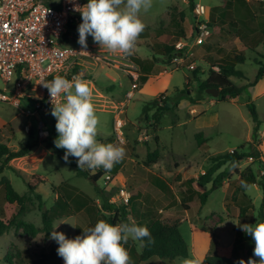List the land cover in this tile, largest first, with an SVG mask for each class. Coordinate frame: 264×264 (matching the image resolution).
<instances>
[{
    "label": "rangeland",
    "instance_id": "rangeland-1",
    "mask_svg": "<svg viewBox=\"0 0 264 264\" xmlns=\"http://www.w3.org/2000/svg\"><path fill=\"white\" fill-rule=\"evenodd\" d=\"M249 3H256V8L264 14V9L259 8V3L264 6V2L250 0ZM194 4L195 7L192 10L190 0H153L152 9L141 16L146 28L141 35L143 38H140V42L138 40L137 51L141 57L148 59L150 65H158L155 74L164 70L172 74L168 87L169 92L166 93L168 97L175 98L176 93L173 91L183 89L190 78L188 89L193 99L196 101L198 98L214 99L216 104H203L206 113L200 121H196L190 120V109L186 108V105L180 110H172L170 101L162 103L160 106L166 109V114L161 120L157 132L159 138L156 141L151 130V118L156 112V107L152 106L149 115H144L143 110L148 98L143 97L139 94V90H136L134 99L126 107L128 125L124 127L125 144L121 145L114 141V144L126 149L122 165L128 159H134V162L121 166L123 175L113 176L114 180L108 184L105 183L104 177L100 178L97 184L87 178H78L75 167L60 159L47 148L46 139L34 136L33 140L38 141L39 146L32 154L34 157L27 160L11 161L12 169L7 168L3 174L10 179L13 188L19 194L29 193V184H32L37 187L35 192L41 194L45 208L51 209L55 205L57 196L54 187L69 181L71 185H75L80 192L91 199L100 200L101 207L105 200L111 202L113 199L118 202L115 203L118 204L116 206H120L119 190L125 188L131 194L130 206L141 214L149 212V214L160 216L161 212L173 206L175 212L183 217L181 232L188 245L194 246L195 257L201 258L202 255L208 253L215 242L219 254L231 255L237 232L243 231L233 223L239 222V219L229 216L226 206L233 204L231 199L239 186L236 180L247 169L254 173L256 183L246 189L248 196L246 199L240 196L241 193L237 191L238 200L249 209L244 222L240 224H255L256 219L260 220L259 212L263 200L260 182L264 171V140L260 139L259 133L257 139H253V121L247 104L251 101L255 103L259 118L263 121L261 128L264 129V79L256 87L247 89L232 102H223L220 100V96L213 98L207 92L200 93L198 78L205 79L210 69L209 65L204 62L208 56L202 58L203 51L207 48V44L212 42L214 46L217 44L223 46L222 52L219 53L216 50H210L213 53L212 56L221 55L229 58L232 53L228 51L235 44L237 26L231 23V20H235L234 7L228 1L225 7H220L223 0H194ZM215 7L222 8L218 10L219 12L224 10V17L227 19L225 30L221 31L220 35H215L212 27H208L211 31L210 36L205 38L203 44H197L195 28L198 22L209 21L208 13L214 12ZM166 13L170 14V19L167 22L163 20ZM213 15L216 16L217 11ZM165 24L168 26L165 27ZM161 27L162 31L159 34L156 30ZM78 39L79 37H74L69 45L81 47ZM246 43L249 47L245 54L246 61L236 65V68L241 70L245 77L232 78V81L239 86L253 82L259 69L258 62L264 64V36L257 33L252 43ZM185 44L187 45L185 46ZM87 45L86 49H90L97 56L86 58L82 69V78L90 82L93 102L101 122L98 140L105 143V140L114 134L115 118L113 110L106 107V101L115 98L118 103L126 102L125 95L131 86L127 70L134 69L131 67L129 57L112 54L101 49L91 36L87 38ZM158 45L176 48V56L169 64L164 63L168 57L160 55L157 48V53L152 51V47ZM179 45L185 47L179 49ZM191 62L195 64V69L187 67ZM194 71H197V78H193ZM15 89L16 77L11 82H6L0 77V91L11 96ZM121 118L125 119L124 115H121ZM33 124V119L26 116L21 108L0 102V142L7 143L14 150L23 147L29 141L26 126ZM200 132L208 139L202 146H199L196 140V135ZM144 134L151 135V138L144 140ZM231 149L245 153H255L256 150L263 157L258 160L245 158L235 164L226 163L223 165L217 174L228 169L227 178L223 181L222 187L208 197L206 205L201 206L199 197L194 199L196 193L205 192L212 185L202 186L198 182L188 184L186 180L197 179L202 175V171L206 172L211 167L213 157L227 154ZM43 150L47 151L46 155H42ZM155 150L160 154L158 162L154 167L145 165L148 153ZM22 166L27 168L28 172L19 169ZM15 169L23 172V175H19ZM34 201L35 206L27 215L26 220L41 227L42 216L35 195ZM184 206H190V210L185 211ZM95 208L97 214L102 218L105 212H102V209L97 205ZM66 220V223L62 225L60 222H56L55 226L60 225L55 231L63 232L67 238L71 239L75 234L77 219L71 216ZM52 245L57 246L55 249L59 247L54 239L45 242L43 234L34 239L26 236L20 229H12L0 236V264H15L16 254H19L20 258L28 264H38L44 259V254L50 252ZM239 256L240 260H249L246 246L240 250ZM151 260L146 264L162 261L159 258Z\"/></svg>",
    "mask_w": 264,
    "mask_h": 264
},
{
    "label": "trees",
    "instance_id": "trees-1",
    "mask_svg": "<svg viewBox=\"0 0 264 264\" xmlns=\"http://www.w3.org/2000/svg\"><path fill=\"white\" fill-rule=\"evenodd\" d=\"M49 1V4H52L54 0ZM227 1L234 7L236 2H242L245 0H225V5ZM190 5L192 7V10H194V0H190ZM169 19L170 14L166 13L163 16V20L167 22ZM226 20L227 19L225 18L221 25L223 29L227 24ZM231 21L229 20V23H236L235 20ZM81 23L82 18H80V22L78 24L72 23L70 25V33H73L75 38L79 37L78 27ZM200 23H206L210 28L212 26L217 25L214 17L212 21H200ZM167 26L168 25H166L165 27ZM196 30L197 26L195 28V35ZM156 31L160 34L162 31V27L158 28ZM262 33L264 36V30H262ZM140 38L143 37L141 36ZM160 47L161 46L159 45L157 47H152V51L157 53V48L158 53L160 55L168 57V60L164 63L169 64L176 56V48L174 46L168 45H163L161 48ZM248 48V45L242 43L230 51L232 55H230L229 58L226 57L222 60L213 62L212 65H210L207 77L205 79L200 77L198 78V81L200 82V93L202 94L203 92H206L207 89H219L220 100L223 102H232V100L242 95L243 92H245L248 88L256 86L259 81L264 78V64H261L260 62H258V64L260 65L257 75L253 82L249 83L248 85L239 86L232 81L233 77H245V74L241 70L237 69L236 65L243 64L246 61L245 54ZM129 59L131 60V62L141 68V82L145 83L148 78V75L153 71L155 65H150L148 59L140 58L137 55L136 51L134 55L129 56ZM193 77L197 78V71H194ZM188 85L189 82L186 83L183 89H175L173 91L174 93H176L175 98L167 97L165 100H162L161 96H158L150 102H146V105L143 110L144 115H149L152 106L156 107V112L151 118V130L153 134H155L159 130L161 120L166 114V109L161 108L160 106L162 103L170 101L172 105V110H176L182 100H188L192 103H195L196 100L191 97L192 94L188 89ZM247 107L249 109L251 119L253 121V139L256 140L262 122L259 118V113L257 111L255 103L251 101L247 104ZM55 124L56 122H53L49 136L45 140V143L48 149L52 150L60 159L65 161L63 159L65 150L56 148L54 144V141L58 136V133L55 129ZM34 136L38 138L36 135L35 128L32 127L29 132V141L26 145L17 150L10 148L7 143L0 142V236H3L12 229H20L25 235L33 238L37 237L40 234H43L44 240L47 241L51 238V232L54 229V221L56 219L76 214L78 211L83 209H86L89 212H93V209L90 210L91 205L89 204L91 202H94V200L88 197L87 195L83 194L82 192L79 194V190L73 185H71L68 181L62 183L58 187H54V192L57 193L58 198L55 200V205L51 207V209H47L45 208V204L42 200L41 194L35 192L37 188L36 186L29 184L30 192L23 195L19 194L13 188L11 181L6 176H3L4 171L7 168H11V161L31 154L34 149L38 147V141L33 140ZM155 139L156 141H158L157 136H155ZM112 140L113 138L106 139L105 143L111 142ZM196 140L199 146H202L206 142L203 133H198L196 135ZM250 157L254 159H259V152H256V150L255 153H245L236 151L233 154L228 152L227 154L213 157L211 159V167L204 174L200 175L197 179L190 178L186 180L188 184L198 182L202 186H206L208 184L212 185L209 190L202 193H196L194 199L198 196L201 206L206 205L208 197L218 188L222 187L223 181L228 176V169H225L224 171L217 174L221 167L226 163H229L231 165L241 162L245 158L248 159ZM159 158L160 154L157 150L150 152L148 153L147 159L145 160V165L152 166L158 162ZM66 163L76 168L78 178H87L95 183H97L99 179L107 173H110L112 176L117 175L122 166V163L120 162L116 164L111 171H105L103 168L96 169L95 171L80 170L77 166L76 158L71 156H69L68 161ZM176 166L178 167L177 164ZM15 172H17L19 175H23L17 169H15ZM236 181L239 184V186L237 187V191L241 193L240 196L246 199L248 197L246 189L256 183V177L254 173L252 172V170L247 169L245 172L239 175ZM260 185L263 191V200L259 212V218L260 220L264 221V176L262 177ZM67 189L71 190V196L76 195L73 199L69 196V191ZM237 191H235V194L232 196L231 199L233 204H228L226 206V210L229 216L237 218L239 219L240 223H243L246 215L249 212V209L248 206L244 205L238 200ZM34 195L35 198L38 200V209L41 212L42 216L41 227H38L35 224H32L26 220V216L32 211L35 206ZM116 205L118 204L111 203L109 202V200H105L101 207L102 212L104 211L105 213L103 214V217L101 219L112 224L127 222L129 219L134 220L138 226H146L155 241L154 244H150L147 247H144L140 253L136 250L134 246L135 242L131 239L128 241L125 246L127 249H130V255L133 264H140L148 259L156 257L166 261H174L179 258H189L191 254L190 247L181 232L183 217L175 212L173 206L167 208L159 214L160 216H158L155 214H149V212L141 214L138 210H135L132 206H130V202L128 205ZM184 207L185 211L190 210V206ZM66 208L68 209V211ZM94 209L96 212V208ZM82 233L83 230L79 228L77 230V236L81 235ZM131 244L132 246L130 247ZM216 246L217 243H213L211 249L208 251L203 260V264H239V252L241 249H243L244 246L247 247L248 259H254V241L252 240L251 236L245 235L241 231L237 232V237L233 245L231 256L219 254L217 252ZM15 259V264H28L22 258H20L19 254H16ZM41 261H53L56 264H64L62 257L57 254V249L55 248H52L48 254H44V259H42ZM8 262L10 263V261Z\"/></svg>",
    "mask_w": 264,
    "mask_h": 264
},
{
    "label": "clouds",
    "instance_id": "clouds-1",
    "mask_svg": "<svg viewBox=\"0 0 264 264\" xmlns=\"http://www.w3.org/2000/svg\"><path fill=\"white\" fill-rule=\"evenodd\" d=\"M152 7L153 0H88L83 7L75 9L82 17L78 27V43L82 49H86L87 38L91 36L101 49L124 57L132 56L146 28L141 16ZM40 85L49 92L51 115L56 119L55 129L58 133L54 144L56 148L65 150L63 159L66 162L71 156L76 158L80 170L103 168L111 171L123 161L126 155L123 146L98 140L101 122L89 81L79 75L71 79L56 75L51 81H42ZM233 223L251 236L255 244L253 255L258 258L240 260L239 264H264V221L256 219L255 224L243 225ZM59 225L51 232V239L58 243L57 254L64 264H133L125 246L130 239L138 243L139 249L155 243L149 229L138 226L131 219L117 224L99 220L93 227L71 239L63 232L55 231ZM179 264L203 262L198 257H192L181 259Z\"/></svg>",
    "mask_w": 264,
    "mask_h": 264
},
{
    "label": "built area",
    "instance_id": "built-area-1",
    "mask_svg": "<svg viewBox=\"0 0 264 264\" xmlns=\"http://www.w3.org/2000/svg\"><path fill=\"white\" fill-rule=\"evenodd\" d=\"M87 3L88 0H54L52 4L48 0H0V77L6 82L16 77L14 94L9 96L0 91V102L21 108L26 116L33 119L34 124L26 126L28 134L34 127L37 137L47 139L53 122H56L51 115L49 92L40 83L51 81L56 75L68 79L79 75L82 78L86 58L97 56L90 49L69 45L74 38V34L70 33V25L78 24L82 18L75 9ZM210 34L207 24L199 22L196 43L203 44ZM185 46L179 45L178 48L183 49ZM131 67L134 70H127L131 88L125 95L126 102L121 105V115L125 114L128 103L139 90V71L132 64ZM188 67L195 69L194 64ZM160 96L162 100L168 97L166 93ZM125 125L126 121L121 117L115 120L114 139L121 145L125 144ZM149 138L151 135H143L144 140ZM236 151L231 149L229 153ZM262 174L264 176V171ZM103 177L106 184L114 180L110 173ZM119 194L120 205H128L130 192L120 188ZM111 203L118 202L113 199Z\"/></svg>",
    "mask_w": 264,
    "mask_h": 264
},
{
    "label": "crops",
    "instance_id": "crops-1",
    "mask_svg": "<svg viewBox=\"0 0 264 264\" xmlns=\"http://www.w3.org/2000/svg\"><path fill=\"white\" fill-rule=\"evenodd\" d=\"M249 1L250 0H245V1H242V2H236L237 4H235V6L233 8L234 9L233 10L234 11V15H235V21H236V23H235L234 26H237V33L235 35V44H234V46L232 48H230V50L228 52H230L233 48H235L236 46H238V45H240L242 43H244L246 45H247L246 42L252 43L254 41L255 36H256L257 33H261L263 35L262 30H264V14H262L261 12H259V10L256 8V3L250 4ZM259 1L264 2V0H259ZM259 4H260L259 5L260 6L259 8L264 9V6L261 3H259ZM225 6H226L225 5V0H223V4L220 7H225ZM220 7H218V8L215 7L214 8V12L217 11V15L216 16L213 15L214 14L213 11L209 12L208 13V16H207V19L208 20H210V19L213 20V17H214L215 22L217 23V25L212 26V29H213L212 31H213V33L215 35L216 34L217 35H220L221 34V31H224V29L221 27V25H222V23H223V21L225 19V17H224V10L223 11L221 10L219 12L218 10L222 9ZM212 20H210V21H212ZM237 34H240V35H237ZM139 42H140V39H139ZM215 42H217V41H215ZM222 47L223 46L222 45H219V44H217L216 46H214L212 42L211 43L209 42L207 44V48L203 51L202 58H203V56L204 57L206 55L208 56L207 59H206V61H204V62H206L209 65V67H210V65H212L213 62L219 61V60H222L223 58H225L224 56H221V55H218L217 57H214V56H212L213 53L210 52V50H216V52H218V53L219 52H222ZM136 52H137V55L140 58H143L138 53L137 48H136ZM143 59H147V58H143ZM131 64L139 71V75H140L141 74V72H140L141 71V68L138 65L134 64L133 62H131ZM190 64H194V63L191 62ZM194 66H195V64H194ZM156 70H158V65H155V67L153 68V71L148 75V78H147V80H146L145 83H142L141 84V75H140V79L138 81V85H139V91L138 92L143 97L148 98L147 99L148 101H146V102H149V101L157 98L162 93H168L169 92L168 87H169V84H170V80H171L172 74H170L167 70H164L162 72H159V74H155V71ZM165 77H167V78H165ZM262 80H260L259 82H261ZM187 82L190 83V78L187 80ZM256 86H254V87H256ZM130 88H131V86H130ZM250 88H253V87H250ZM110 89H112V88H110ZM191 97L193 98L192 95H191ZM106 102H107V104H106L107 106L106 107H109L110 110H113V112L115 114L114 123H113V133L114 134L111 137V138H113V142H108V143H114V141H115V139H114L115 138V120L121 117L122 110H120V109H121V105L123 103L122 102L121 103H118L115 100V98L109 99ZM203 104H206V105H208V104L215 105L216 104V100H214V99H208V98H198V100L195 103H192V102H190L188 100H182L179 103L177 110H180L181 107H183L184 105H186V108L190 109V112H189V115L191 116L190 117V120L200 121L202 119V117L204 116V114L206 113ZM122 115H124V118L125 119H123V118H121V119L125 120L126 121V125H128V119L126 118V116H127L126 115V110H125V114H122ZM261 122H263V121H261ZM157 132L155 134H153V135H155V136L158 137ZM263 132H264V129H262L260 127V130H259L260 139H263L264 140V136H263L264 134H263ZM111 138H108V139H111ZM204 139L206 140V142L208 141V139L205 138V136H204ZM33 152L31 154L25 156V157H22V158H19V159H15V161L16 160H21V159L27 160V159L33 158L34 157L32 155ZM46 153H47L46 150H43L42 151V155H46ZM260 154L261 153L259 152V159L263 157L262 154H261V156H260ZM131 162H134V159H131V160L128 159V161H124L122 167L124 166L125 163L127 164V163H131ZM155 165L156 164H154L153 167ZM19 169L23 170V172L24 171L25 172H28L27 168H25L24 166L20 167ZM23 172H21V173L23 174ZM204 172L205 171H202L201 174H203ZM118 175H123L121 169H120L119 173L117 174V176ZM94 184H97V183L94 182ZM73 186L76 187L75 185H73ZM114 186H115V184H114ZM67 190L69 191V196L73 199L76 195L75 196H71V190L70 189H67ZM78 193L80 194L81 192L79 191ZM57 198H58V195L56 196V199ZM94 201L95 202H91L89 204V205H91L90 210L93 209V212H91V211L89 212L86 209H83V210L78 211L76 214L69 215V216H66V217H63V218H60V219H56L54 221V228H55V223L56 222H60L61 225L63 223L65 224L66 221H67L66 219L69 218V217H71V216H74L77 219V222H76V225H75L76 226L75 227V234H74V237L73 238H75L77 236V230L79 228L82 229V230H85V229H87L89 227H93L97 221L103 220V219L100 218V216L97 214V212H95V209H94L95 208V205H97V207L101 209V205L99 203L100 200H96V198H95ZM31 238H33V237H31ZM50 240H51V238L49 240H47V242L50 241ZM134 244H135L134 246H135L136 250L140 253L142 249H139L138 248L137 242H135ZM131 246H132V244L130 245V247ZM56 247H57L56 245H52V247L50 249L56 248ZM189 247H190V252H191L189 258H191V257H193L195 255L196 252H195L194 246L193 247L189 246ZM128 251L130 252V249H128ZM206 254L205 255H202L201 258L198 257V256L197 257L203 262ZM231 255H232V252H231ZM239 258H240V256H239ZM151 259H148V260H146V261H144V262H142L140 264H146L149 261H152ZM181 259L182 258L176 259L174 261H167V262L165 260H162L161 259L162 260L161 262H159V261L157 262L156 261V262H151V264H179V261ZM254 259H256L255 256H254ZM38 264H56V263L53 262V261H40V263H38Z\"/></svg>",
    "mask_w": 264,
    "mask_h": 264
},
{
    "label": "water",
    "instance_id": "water-1",
    "mask_svg": "<svg viewBox=\"0 0 264 264\" xmlns=\"http://www.w3.org/2000/svg\"><path fill=\"white\" fill-rule=\"evenodd\" d=\"M206 92L210 94L213 98H218L220 96V90L219 89H207Z\"/></svg>",
    "mask_w": 264,
    "mask_h": 264
}]
</instances>
